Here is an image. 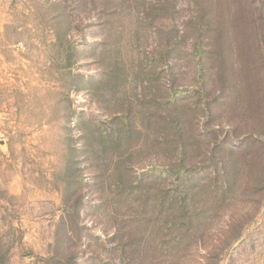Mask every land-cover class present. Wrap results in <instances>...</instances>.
<instances>
[{
    "label": "rangeland",
    "instance_id": "1",
    "mask_svg": "<svg viewBox=\"0 0 264 264\" xmlns=\"http://www.w3.org/2000/svg\"><path fill=\"white\" fill-rule=\"evenodd\" d=\"M253 1L0 0V264H264V191L201 198L177 239L130 195L169 152L154 104L198 84L186 22L227 28L228 78L242 32L264 51Z\"/></svg>",
    "mask_w": 264,
    "mask_h": 264
},
{
    "label": "trees",
    "instance_id": "2",
    "mask_svg": "<svg viewBox=\"0 0 264 264\" xmlns=\"http://www.w3.org/2000/svg\"><path fill=\"white\" fill-rule=\"evenodd\" d=\"M248 2L251 6L254 1ZM248 13L246 21L253 23L251 8ZM186 24L185 33L187 29L197 34L191 44L190 57L196 66L198 84L190 89H174L169 85L167 96L161 98L164 100L154 104V108H161L163 114L153 122H159L162 129L165 128L160 143L169 152L162 164L149 169L147 175H151L150 179L146 180L147 175L136 177L133 181L138 184L130 191V195L135 194L141 201L137 211L150 204L153 213L156 211L155 216L161 211L166 213L162 226L164 229L175 227L177 233L172 237L175 239L187 236L201 198L213 197L223 203L240 187L243 190L239 195L264 191L263 48L255 46L257 49L254 50L251 44L244 46L251 34L246 30L242 32L245 34L241 43L235 45L232 64L235 68L227 78V55L224 56L227 28L215 26L198 14ZM204 34H209L205 41L202 39ZM171 49L169 46L158 58L168 57ZM245 51L249 52L246 57ZM230 105L233 109L229 108ZM249 113L261 114V124L244 131L245 128L241 127L246 126L245 121L251 116ZM222 120L231 126L223 129L218 124ZM234 120L238 124H233ZM199 121L201 129L197 126ZM124 134L127 139L130 137L129 132ZM116 184L120 185V195L127 191L128 186L121 184L120 180Z\"/></svg>",
    "mask_w": 264,
    "mask_h": 264
}]
</instances>
